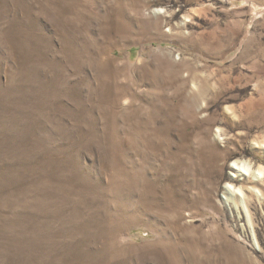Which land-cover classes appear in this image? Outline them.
Returning a JSON list of instances; mask_svg holds the SVG:
<instances>
[{
	"label": "rangeland",
	"instance_id": "obj_1",
	"mask_svg": "<svg viewBox=\"0 0 264 264\" xmlns=\"http://www.w3.org/2000/svg\"><path fill=\"white\" fill-rule=\"evenodd\" d=\"M0 264H264V0H0Z\"/></svg>",
	"mask_w": 264,
	"mask_h": 264
},
{
	"label": "bare ground",
	"instance_id": "obj_2",
	"mask_svg": "<svg viewBox=\"0 0 264 264\" xmlns=\"http://www.w3.org/2000/svg\"><path fill=\"white\" fill-rule=\"evenodd\" d=\"M235 166H236V165H235ZM235 166L233 167V169H234V171H236V173H238V174H239V173L246 174V173L248 172V171H247L248 169L242 171V170L236 168ZM237 167H239V166H237ZM239 168H241V167H239ZM241 169H243V168H241ZM245 171H246V173H245ZM243 174H242V175H243ZM260 174H263V171H261ZM254 178H255V179H254V182H255V183L261 184V182L259 181V177L257 176V174H256V175L254 174ZM226 190H227L228 194H230V195H232V196H233V194H234V195L237 194L236 196L239 195L238 193H235V191H233V189L230 188V187H228V186L226 187ZM246 190L248 191L247 188H246Z\"/></svg>",
	"mask_w": 264,
	"mask_h": 264
}]
</instances>
